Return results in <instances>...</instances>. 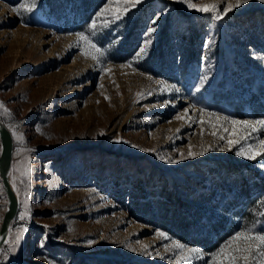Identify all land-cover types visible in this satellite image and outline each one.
<instances>
[{
    "label": "rangeland",
    "instance_id": "rangeland-1",
    "mask_svg": "<svg viewBox=\"0 0 264 264\" xmlns=\"http://www.w3.org/2000/svg\"><path fill=\"white\" fill-rule=\"evenodd\" d=\"M22 2L0 0V103L7 109L0 121L11 135L8 179L18 198L0 249L21 234L8 264H177L174 240L206 254L192 264L210 262L208 254L243 227L233 210L264 179L260 156L235 154L245 140L264 139V130H241L245 140L229 149L223 129L232 126L200 109L264 119V3L248 0L216 21L177 0H143L97 37L109 49L101 65L81 55L76 34L107 0H37L21 17L12 9ZM193 2L222 11L237 0ZM158 13L147 55L122 68ZM175 195L200 206L190 236L200 234L208 249L128 211L135 199L153 209L154 200L167 204ZM5 203L0 195V218ZM210 226L226 234L216 238Z\"/></svg>",
    "mask_w": 264,
    "mask_h": 264
},
{
    "label": "snow or ice",
    "instance_id": "snow-or-ice-1",
    "mask_svg": "<svg viewBox=\"0 0 264 264\" xmlns=\"http://www.w3.org/2000/svg\"><path fill=\"white\" fill-rule=\"evenodd\" d=\"M143 0H107V3L104 7L100 8L99 11L95 14L90 24L87 26L85 32L77 33V47L80 49L81 55L85 58H91L92 60L103 63L107 58L106 53L109 49L98 46L97 37L100 33L103 32L105 28L110 27L111 24H114L118 21H123L127 14ZM179 3L186 5L188 10H195L197 12L210 14L211 18L219 21L221 20L229 11H232L235 7H239L241 3H248V0H237L235 5L229 4L227 7L220 10V6L211 3L198 5L193 2V0H177ZM261 3H264V0H260ZM37 7V0H23V2L18 7H13V11L16 12L18 16L23 17L27 13H31ZM167 11V9H165ZM162 13H158L157 16L152 20L151 25L148 27L145 33V39L142 46L136 52L135 56L129 60L126 64H122L121 67H133L136 63L144 58L147 55L150 45L153 41L152 34L156 31V23L160 18ZM103 18V19H101ZM213 41H208L205 43L204 47L206 49L210 48ZM135 70V69H133ZM208 76L204 75L201 77L199 86L196 88V92H199L201 87L207 81ZM158 83L163 84L162 81ZM173 90L179 92L180 89L176 88L175 85L170 86ZM0 108H4L3 104L0 103ZM4 111L7 112V109L4 108ZM187 112V109L185 110ZM200 113L207 115L208 117H215L217 122H225L232 126L231 131L228 128H224L223 131L228 133L230 137L227 140L229 149L234 144H240L241 140H245V136L238 135L241 130H244L245 135H247L248 130L251 132H256L257 130H264V119L258 120H237L229 116L218 115L215 112H205L203 108L200 109ZM180 117H178L179 119ZM205 123L202 119L201 124ZM217 125L212 124V127L215 128ZM239 126V127H237ZM39 131V129H37ZM103 135V132L100 133ZM12 135L17 139H22L15 131L12 132ZM212 135L215 136L217 133L214 131ZM234 137V138H232ZM219 139L224 140L225 136H219ZM117 142H120L119 140ZM246 146H241L237 151V156H243L246 159L254 160L257 156H260L262 161H264V139H260L257 144H248L245 140ZM136 147V145H133ZM148 151L147 149H143ZM223 150V149H221ZM193 153L189 151V157H192ZM181 159H185L184 155L181 154ZM165 162L167 163H177L178 161L168 158ZM264 166V165H262ZM30 171V170H29ZM28 172H25L27 175ZM12 173H9L11 176ZM13 189H16V184L13 182ZM0 195H4L3 185L0 184ZM27 205V200L24 201ZM261 207H264V200L259 202ZM258 216L264 217V212H258ZM24 218V214H21V219ZM47 227V226H45ZM157 236L164 239H168L166 233L157 230ZM21 240V234L18 233L15 236L14 242L10 245L9 249H0V264H8L9 255L14 253L19 246ZM172 245L175 249L179 250L177 255V264H192L194 260L204 259L205 253L202 249L198 247H188L178 241H172ZM147 247V246H145ZM210 255V262L204 260V264H264V221L255 220L250 225L245 224L240 230L234 232L224 243H222L215 251L208 254Z\"/></svg>",
    "mask_w": 264,
    "mask_h": 264
},
{
    "label": "trees",
    "instance_id": "trees-1",
    "mask_svg": "<svg viewBox=\"0 0 264 264\" xmlns=\"http://www.w3.org/2000/svg\"><path fill=\"white\" fill-rule=\"evenodd\" d=\"M135 45L136 38H134L132 49ZM154 60L155 58L150 62H154ZM147 71L154 75L160 74L156 72L154 68H147ZM251 188L252 192L245 194L246 196L241 207H236L233 210L242 226L246 223L250 225L255 220L264 221V217L257 215L258 212H264V208L261 209L259 207V202L264 200V179H256L252 182ZM153 202L152 209L147 202L138 203L135 199L131 201L128 211L134 219L141 220L150 225H155L184 243L199 245L208 249V247L203 246V244L198 241L202 237L200 234L199 236H190V230H192L194 226L192 220L195 214L196 216L198 215L197 211H199L200 206L189 204L180 199L177 195L167 204L162 203L161 200H154ZM208 228L215 233L216 238H220L226 234L225 230H222V228H217L216 226H210Z\"/></svg>",
    "mask_w": 264,
    "mask_h": 264
},
{
    "label": "water",
    "instance_id": "water-1",
    "mask_svg": "<svg viewBox=\"0 0 264 264\" xmlns=\"http://www.w3.org/2000/svg\"><path fill=\"white\" fill-rule=\"evenodd\" d=\"M11 148V135L5 125L0 121V182L3 185V192L6 199L5 209L0 218V246L4 242L8 224L16 210L15 196L8 179Z\"/></svg>",
    "mask_w": 264,
    "mask_h": 264
},
{
    "label": "bare ground",
    "instance_id": "bare-ground-1",
    "mask_svg": "<svg viewBox=\"0 0 264 264\" xmlns=\"http://www.w3.org/2000/svg\"><path fill=\"white\" fill-rule=\"evenodd\" d=\"M9 185H10V187H11V190L13 189V185H12V183L9 181ZM13 191V190H12ZM13 194H14V192H13ZM14 196H15V194H14ZM17 196V195H16ZM16 196H15V200H16V205H17V202H18V198H16ZM7 232H8V227H7ZM6 237H7V233H6V236H5V239H4V241L6 240Z\"/></svg>",
    "mask_w": 264,
    "mask_h": 264
}]
</instances>
